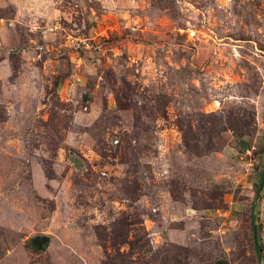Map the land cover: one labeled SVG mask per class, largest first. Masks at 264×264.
<instances>
[{"label": "rangeland", "instance_id": "1", "mask_svg": "<svg viewBox=\"0 0 264 264\" xmlns=\"http://www.w3.org/2000/svg\"><path fill=\"white\" fill-rule=\"evenodd\" d=\"M263 154L264 0H0V264H264Z\"/></svg>", "mask_w": 264, "mask_h": 264}, {"label": "trees", "instance_id": "2", "mask_svg": "<svg viewBox=\"0 0 264 264\" xmlns=\"http://www.w3.org/2000/svg\"><path fill=\"white\" fill-rule=\"evenodd\" d=\"M263 156H264V154H263ZM259 179H260L259 180L260 182H259L257 188H259L261 186V184L263 183V181H264V169L261 171V175H260V178ZM251 218L253 220L254 215H251ZM252 226H253V224H252ZM36 240H37V238H34L33 239V243H35ZM254 249H255V252L257 254L258 259H261V253H260L261 250H260V246H259V243L258 242H254Z\"/></svg>", "mask_w": 264, "mask_h": 264}, {"label": "water", "instance_id": "3", "mask_svg": "<svg viewBox=\"0 0 264 264\" xmlns=\"http://www.w3.org/2000/svg\"><path fill=\"white\" fill-rule=\"evenodd\" d=\"M253 239H254V242H257L255 227H253Z\"/></svg>", "mask_w": 264, "mask_h": 264}]
</instances>
